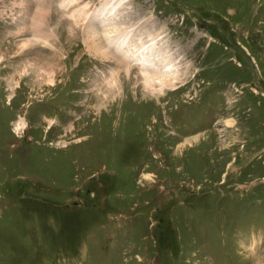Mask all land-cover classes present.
I'll return each instance as SVG.
<instances>
[{"label": "rangeland", "instance_id": "obj_1", "mask_svg": "<svg viewBox=\"0 0 264 264\" xmlns=\"http://www.w3.org/2000/svg\"><path fill=\"white\" fill-rule=\"evenodd\" d=\"M64 1L46 19L78 40L57 86L29 68L13 85L27 99L9 107L0 74V264H264V0H123L124 26L158 38L178 71L162 91L87 51L101 0ZM12 29L0 14V34ZM116 70L122 93L104 88L106 111L88 108Z\"/></svg>", "mask_w": 264, "mask_h": 264}, {"label": "bare ground", "instance_id": "obj_2", "mask_svg": "<svg viewBox=\"0 0 264 264\" xmlns=\"http://www.w3.org/2000/svg\"><path fill=\"white\" fill-rule=\"evenodd\" d=\"M0 1L2 2V4H5L4 0ZM10 1L11 6L9 7V10L12 11L13 7H18L19 10L16 15L9 14L6 8H2L0 11V14L3 17L12 15V20L15 23V30H8L7 36H5V34H0V74H5L4 78L9 84L10 92L5 98L6 100H8L9 107H14L20 100L23 99L22 96L24 95L16 94L17 92L13 88V85L21 84V77H23L24 75L28 76L27 79H29L31 75H27L30 72L29 68H33L36 70V72H39L35 74L37 77L39 76L42 78L41 82L44 81V83L48 82V85L57 86L56 82L58 81V76H63V74L66 73V71L72 64L73 48L75 47V43L78 40V37L76 29L71 23L69 24L68 22H65V27H58V29H60L57 30L58 33L56 32V30H53V28H51L46 19L47 15H49L51 11L49 0H36L38 4L36 7L38 8L35 14L36 16L32 17V20L29 24L27 22L29 16H31L30 12L32 11V5H29L30 3L28 2V0ZM101 1V5L99 6V8H97L96 11H94L95 13H93L92 17H88V19H90V22L83 26V39L87 51L89 53H92V55L94 54V56L98 58L101 57V61L105 59L106 61H112L116 63L119 67L124 66L127 75L129 74L131 67L133 65H136L148 89L153 90L154 85H158L159 87L157 88V90L160 91H162L166 87H173V85L171 84L175 82V79L172 78V76L178 71L172 70L173 66L172 64L170 65V62H168L167 59H165V54L163 55L165 57L163 59V56L158 54V52H162V50L158 47L159 43L157 40L159 39L154 37L149 38L147 41H144L143 37H140L138 39L137 36L139 31L137 32L136 28H127L124 26L126 20L122 10L123 0ZM73 2L74 0H65L63 3L64 8L62 9L66 11V9L70 7ZM41 5H44L45 8L41 9ZM74 9L75 11H73L71 16L73 20H76V22H78L76 16L81 13L79 12L77 14V11H81L82 7ZM4 36L7 38L12 37L13 44L11 45L14 46L15 49H17L14 53H10V50V54H8V51L4 50ZM40 43H42L44 46V54L41 60H30L29 55H31L35 51L34 45L36 46ZM24 55L26 56L27 60L24 58ZM18 60H21L20 62L23 61V63L19 65L22 68L19 73H17L18 65L16 67L14 65L18 63ZM20 67L18 69H20ZM13 71L16 72L13 73ZM169 77H171L172 79H169ZM27 79H25V81ZM35 81L37 82V80ZM103 81H105L104 84L106 85V87H104V84H102L97 88V90H92L94 93L92 98H88V101H91L87 102L89 103L88 108H100L102 111L103 109L104 111H106V101L108 96L104 88H107V91L108 89H111L114 93H116V95H120L122 93L123 87L121 86L119 71L111 73L110 77L104 78ZM87 82L89 83L88 86H86ZM87 82L82 83V86L84 87L83 89H88V87L91 85L89 81ZM21 86L23 87V85ZM40 88L41 86L39 85L37 90L38 92L36 93L37 95L41 93ZM65 92L66 94H60L56 96L54 98V101L58 100L57 98L61 96L63 97V99H72L73 102L74 98L75 101L80 100L78 99V95H80L81 91H74L72 93L73 97H71V95H69L67 91ZM24 98L26 97L24 96ZM42 101L44 102L46 100ZM54 101H52V103ZM4 102L5 101L2 100V103L4 105H7ZM84 105L86 104L84 103ZM106 116L108 115L106 114ZM55 120L57 119H51L49 121V124H51ZM67 129L71 130L73 135L74 129H76V132L80 130V128L78 129L75 124H69L68 128H65L64 130Z\"/></svg>", "mask_w": 264, "mask_h": 264}, {"label": "water", "instance_id": "obj_3", "mask_svg": "<svg viewBox=\"0 0 264 264\" xmlns=\"http://www.w3.org/2000/svg\"><path fill=\"white\" fill-rule=\"evenodd\" d=\"M79 201H76L75 203H78Z\"/></svg>", "mask_w": 264, "mask_h": 264}, {"label": "crops", "instance_id": "obj_4", "mask_svg": "<svg viewBox=\"0 0 264 264\" xmlns=\"http://www.w3.org/2000/svg\"><path fill=\"white\" fill-rule=\"evenodd\" d=\"M260 129V128H259Z\"/></svg>", "mask_w": 264, "mask_h": 264}]
</instances>
